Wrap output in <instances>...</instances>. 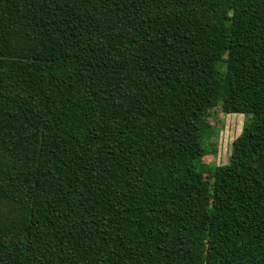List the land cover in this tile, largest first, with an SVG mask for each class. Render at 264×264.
<instances>
[{"label":"trees","instance_id":"obj_1","mask_svg":"<svg viewBox=\"0 0 264 264\" xmlns=\"http://www.w3.org/2000/svg\"><path fill=\"white\" fill-rule=\"evenodd\" d=\"M0 264H264V0H0Z\"/></svg>","mask_w":264,"mask_h":264},{"label":"rangeland","instance_id":"obj_2","mask_svg":"<svg viewBox=\"0 0 264 264\" xmlns=\"http://www.w3.org/2000/svg\"><path fill=\"white\" fill-rule=\"evenodd\" d=\"M247 119L245 115L227 114L221 107L205 118L214 128V150L205 157V164L215 167L230 162L233 143L241 135Z\"/></svg>","mask_w":264,"mask_h":264}]
</instances>
